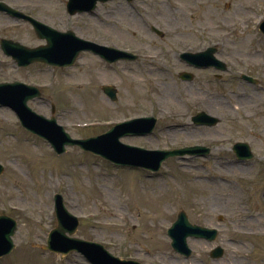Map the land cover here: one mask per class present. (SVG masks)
Instances as JSON below:
<instances>
[{"label": "rangeland", "instance_id": "obj_1", "mask_svg": "<svg viewBox=\"0 0 264 264\" xmlns=\"http://www.w3.org/2000/svg\"><path fill=\"white\" fill-rule=\"evenodd\" d=\"M7 1L56 28L138 54L136 60L108 63L84 51L72 67L0 68V80L29 74L39 81L43 97L30 106L49 117L54 105L58 123L72 137L96 136L118 121L153 114L158 118L153 134L122 137V142L173 149L253 140L259 157L237 164L220 158L226 153L219 150L212 159L168 158L151 174L116 166L78 146L58 155L48 141L23 128L13 110L0 106L5 166L0 214L18 222L15 247L0 264H91L80 252L61 256L44 248L57 225L55 193L79 220L72 236L99 242L115 256L142 264H264V34L259 29L264 0H109L92 13L72 16L67 0ZM2 37L31 47L46 43L30 24L4 12ZM209 45L218 47L226 72L188 67L176 55ZM184 70L194 73L192 81L179 77ZM243 74L260 81L250 83ZM104 84L118 88L117 101L102 91ZM201 110L218 114L220 122L193 126L192 116ZM191 177L195 183H188ZM180 210L192 223L219 230L214 241L189 237V257L174 250L167 233ZM216 246L224 251L219 258L210 255Z\"/></svg>", "mask_w": 264, "mask_h": 264}, {"label": "water", "instance_id": "obj_2", "mask_svg": "<svg viewBox=\"0 0 264 264\" xmlns=\"http://www.w3.org/2000/svg\"><path fill=\"white\" fill-rule=\"evenodd\" d=\"M97 1L98 0H69L68 9L71 14L92 10L95 8ZM101 1L104 2L107 0ZM0 10L7 11L18 17L30 19L37 35L47 40L46 45L37 48H29L18 42L3 39L2 47L5 53L13 55L20 65L26 66L32 62L41 61L56 66H70L75 63L81 51L90 49L99 53L109 61L118 58L134 57L125 51L105 47L81 39L77 37L74 32H59L50 26L15 11L3 2H0ZM260 29L264 33V21L261 23ZM214 52L215 48H209L205 52L187 54L185 56L188 60L201 66L216 65L217 67L225 68V64L214 57ZM184 78L191 79L192 76L186 74ZM30 89H33L32 86L18 85V83H0V104L12 107L20 117L23 126L42 138L47 139L59 154L66 150V145H78L82 149L91 150L116 164L143 166L148 169L157 170L162 165V162L171 155L206 153L203 151L202 147L198 146L174 151H153L120 142V137L123 135L151 132L156 121L151 117L119 123L108 132L96 137L82 139L72 138L65 131L64 127L56 122L54 117L46 118L44 115L34 112L28 106V100L38 95L30 93ZM103 90L113 99H116V89H114L113 86L105 85L103 86ZM194 121L214 125L218 123L219 120L215 116L201 112L194 117ZM234 147L240 157H252V152L248 143L238 142ZM3 169L4 167L0 164V174L3 172ZM55 199L58 226L50 232L47 241L48 244L45 246L47 249L63 254L72 250H78L83 252L93 264H140L137 261L123 260L113 256L97 242H90L81 238L68 236L67 232L73 234L76 231L78 219L68 212L59 194L55 195ZM17 228V222L14 218L0 215V257L10 253L14 248L15 245L12 237L17 231ZM168 233L173 239L172 245L175 250L190 255L191 249L187 244L188 236H205L213 240L217 235V230L190 223L186 212L181 211L177 220L169 228ZM212 254L214 256H221L222 249L218 247Z\"/></svg>", "mask_w": 264, "mask_h": 264}, {"label": "flooded vegetation", "instance_id": "obj_3", "mask_svg": "<svg viewBox=\"0 0 264 264\" xmlns=\"http://www.w3.org/2000/svg\"><path fill=\"white\" fill-rule=\"evenodd\" d=\"M0 49H1V47H0ZM2 51V50H1ZM181 53H176V55H177V57H179V59H181V55H180ZM2 56V55H1ZM5 59H3L2 60V62H1V65H0V68L3 66V65H7V64H10L11 66H15V68L16 69H18V70H25V68L26 67H20V66H18L16 63H15V61H14V59L13 58H11V57H4ZM182 60V59H181ZM183 61V60H182ZM184 62V61H183ZM185 64H186V66H188V67H191V68H194V69H198V68H196V67H193V66H190L188 63H186L185 62ZM186 71H189V70H186ZM18 72H21V71H18ZM19 74H21V73H19ZM215 76L217 77V78H220L221 76L218 74V73H215ZM16 80H20V81H23V82H25V83H34V84H40V82L39 81H37V80H34V79H32V77L29 75V74H27L26 75V77L25 78H23V79H20V78H13V79H5L4 81H16ZM233 124H236V123H233ZM236 125H239L238 123L236 124ZM193 126H195V127H200V125H196V124H193ZM248 126H252V124H249ZM201 127H204L203 125L201 126ZM255 128V127H254ZM253 128V129H254ZM257 135L256 134H252V137H256ZM258 137V136H257ZM231 139H225L224 141L225 142H227V141H230ZM250 142V141H249ZM251 142L253 143V140H251ZM250 142V143H251ZM252 143H251V145H252ZM226 144H224V143H222V144H219V145H216V146H213V147H211V150H210V153L208 154V155H206V156H202V157H204V158H206V159H212V158H214V157H216L214 154H213V152L214 151H219V150H224V151H222V152H224V153H226V154H224L223 156H220V158H229L230 157V159L234 162V163H239V164H247V163H252V161L255 159V158H258L259 156H257V155H254V157H253V159L252 160H249V161H240L239 159H238V157L236 156V154L234 153V150H233V146H234V143L232 144V145H230V146H225ZM178 159H180V160H185V159H187L188 157L187 156H181V157H177Z\"/></svg>", "mask_w": 264, "mask_h": 264}, {"label": "bare ground", "instance_id": "obj_4", "mask_svg": "<svg viewBox=\"0 0 264 264\" xmlns=\"http://www.w3.org/2000/svg\"><path fill=\"white\" fill-rule=\"evenodd\" d=\"M58 175H60V173L58 174ZM62 176V175H61ZM192 180H194V178L193 177H191L190 179H188V183H195V182H193Z\"/></svg>", "mask_w": 264, "mask_h": 264}]
</instances>
